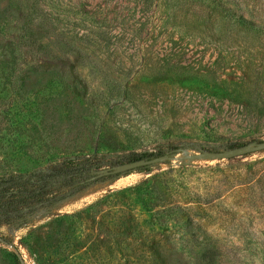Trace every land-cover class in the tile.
Instances as JSON below:
<instances>
[{
	"label": "rangeland",
	"instance_id": "rangeland-1",
	"mask_svg": "<svg viewBox=\"0 0 264 264\" xmlns=\"http://www.w3.org/2000/svg\"><path fill=\"white\" fill-rule=\"evenodd\" d=\"M231 1L264 24V0ZM173 5L0 0V175L191 148L3 225L0 249L22 264H264V152L187 159L201 144L264 141V34L227 41ZM171 168V195L135 191L144 180L164 191ZM0 264L13 262L2 253Z\"/></svg>",
	"mask_w": 264,
	"mask_h": 264
},
{
	"label": "trees",
	"instance_id": "trees-1",
	"mask_svg": "<svg viewBox=\"0 0 264 264\" xmlns=\"http://www.w3.org/2000/svg\"><path fill=\"white\" fill-rule=\"evenodd\" d=\"M173 1V6L176 11H180L182 9L187 15L186 17L188 21L192 24H204L206 27L210 26L212 28H217L219 33H223V37H225V40L227 41H229L227 33L233 32L234 30L261 32L264 34V24L257 23L252 19L245 17L242 13H239L233 8L235 3L231 0ZM83 11L85 15L91 14L90 11ZM25 36L34 37L38 35L37 31L33 29L31 33L26 32ZM23 38L25 37L23 36ZM241 82L242 83H240V85L235 83L234 86L244 89V92H246L247 87H253L251 82L244 80ZM223 91L227 90L225 89ZM212 145V143L201 144L200 146H195L194 149L199 151L217 150ZM244 145L246 144H225L228 149ZM179 149L191 148L172 147L168 152H174ZM163 154L165 153H130L121 158L119 163L151 159ZM97 155L98 154H95L94 156H67L61 163L52 162L46 167L37 168L30 172L0 175V228L3 225L9 224L15 220H20L26 216L35 214L42 209L50 208L85 190L91 185L107 180L109 177L95 178L98 177L100 171L106 169L105 167L107 165H113L116 162L102 161ZM181 169H184V167ZM150 170L152 169L142 168L139 172ZM176 171L177 170H175V168H171L159 175L161 178H165L161 183L164 186L163 188H165L164 191L160 190L158 187H153L150 182L151 180H144L135 191L140 192V189L142 188L143 195L148 200L153 199L156 193L161 195L163 198H166L165 195H171V189L175 185L171 176ZM149 205V202L143 204L144 207H148ZM175 209H179L180 211L186 210V212H189V209H183L182 206L179 205L176 206ZM164 212V214H166L167 211ZM170 217L172 218V216H169L168 218L166 217L165 221L171 220ZM174 218H177V216ZM153 225L154 223L149 227L152 228ZM210 252L211 250H207L204 255L201 254V259L211 260ZM2 253H5V256L10 258L13 264H22V260L17 254L0 249V254Z\"/></svg>",
	"mask_w": 264,
	"mask_h": 264
},
{
	"label": "water",
	"instance_id": "water-1",
	"mask_svg": "<svg viewBox=\"0 0 264 264\" xmlns=\"http://www.w3.org/2000/svg\"><path fill=\"white\" fill-rule=\"evenodd\" d=\"M185 149H179L174 152H168L163 155L156 156L151 159H144L135 162H128L113 167H108L99 172L98 177H111L114 175L123 176L129 172H136L142 168L153 169L154 166L163 162L174 160L175 157L183 152ZM264 152V141H254L241 147L227 149V150H202L198 153L188 155L187 159L190 161H198L202 159H218V160H232L240 157L249 156L255 153ZM94 179V180H95Z\"/></svg>",
	"mask_w": 264,
	"mask_h": 264
}]
</instances>
